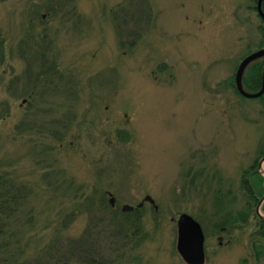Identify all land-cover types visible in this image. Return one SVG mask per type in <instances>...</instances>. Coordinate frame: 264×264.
<instances>
[{
    "label": "rangeland",
    "instance_id": "374dc122",
    "mask_svg": "<svg viewBox=\"0 0 264 264\" xmlns=\"http://www.w3.org/2000/svg\"><path fill=\"white\" fill-rule=\"evenodd\" d=\"M260 24L256 0H0V175L24 192L0 252L187 264V213L204 264H264V98L235 80Z\"/></svg>",
    "mask_w": 264,
    "mask_h": 264
},
{
    "label": "trees",
    "instance_id": "16d2710c",
    "mask_svg": "<svg viewBox=\"0 0 264 264\" xmlns=\"http://www.w3.org/2000/svg\"><path fill=\"white\" fill-rule=\"evenodd\" d=\"M262 9L264 11V1L262 4ZM260 31V48H264V20L261 18V24L259 26ZM264 69V56L257 58L253 63L246 66L244 74L242 75V84L246 91L249 93L257 92L261 88L262 84V74ZM259 99L264 98V93L257 97ZM264 156V152L262 153ZM255 163L252 168L256 167ZM248 191L251 192L250 187ZM24 192L22 189H16V185L13 181L7 179L5 176L0 175V235L4 234L6 231L5 222L16 212L17 207L21 200H23ZM262 197V196H261ZM256 200V198H255ZM21 201V202H19ZM259 199H257V202ZM264 210V203L262 205ZM134 211H140L139 208H135ZM134 211L129 213L125 212L121 215L123 216L121 220L117 216H113L114 226L119 230H124L127 234V229L130 228L131 224L128 222V216L133 214ZM244 220L247 218V214L242 215ZM126 217V220H125ZM124 218V219H123ZM124 220V221H122ZM135 230H138V225L135 226ZM255 236L264 239V220L258 219L255 228ZM7 241V240H6ZM1 242V240H0ZM8 245L7 242H1L0 248L6 249ZM77 246V241L74 239L57 240L55 243H51L38 254L25 257L22 256V251L6 250L5 252H0V264H69L71 262V254L75 252ZM254 249L257 253L261 252L260 246L254 242ZM58 251V252H56Z\"/></svg>",
    "mask_w": 264,
    "mask_h": 264
},
{
    "label": "water",
    "instance_id": "95a60500",
    "mask_svg": "<svg viewBox=\"0 0 264 264\" xmlns=\"http://www.w3.org/2000/svg\"><path fill=\"white\" fill-rule=\"evenodd\" d=\"M262 1L257 0L256 2V10L258 15L264 20V11L262 9ZM264 56V48H260L249 55H247L238 65L235 80L237 90L247 95L251 98H257L264 93V69L262 74V84L261 88L254 93H247L242 86V74L245 67L249 64V62L263 57ZM264 161V156L260 158L258 161V167H260L261 163ZM145 201H149L153 206L155 211L157 210V206L154 200L146 196L144 198ZM264 201V195L260 198L256 205V214L264 219L263 215L260 213L259 209L261 204ZM110 203L113 204V199H110ZM142 202L137 205V207L142 206ZM133 206L129 204H124L121 207L123 212H128L133 210ZM177 225V241H176V249L183 259V261L187 264H204L205 261V253H204V234L201 228V225L198 221H196L191 215L187 213H181L176 218Z\"/></svg>",
    "mask_w": 264,
    "mask_h": 264
},
{
    "label": "flooded vegetation",
    "instance_id": "af4514ba",
    "mask_svg": "<svg viewBox=\"0 0 264 264\" xmlns=\"http://www.w3.org/2000/svg\"><path fill=\"white\" fill-rule=\"evenodd\" d=\"M264 1V0H263ZM263 1H262V4H263ZM256 2H257V0H256ZM264 195V194H263ZM262 195V196H263ZM258 203V202H257ZM263 203H264V201H263ZM263 203L261 204V206L263 205ZM258 216V215H257ZM264 217V216H263ZM258 218H260L259 216H258ZM260 219H262V218H260ZM262 220H264V219H262ZM221 237H219V239H220Z\"/></svg>",
    "mask_w": 264,
    "mask_h": 264
}]
</instances>
